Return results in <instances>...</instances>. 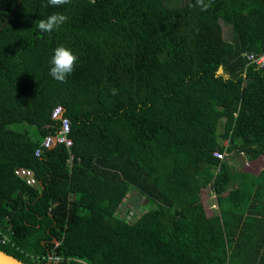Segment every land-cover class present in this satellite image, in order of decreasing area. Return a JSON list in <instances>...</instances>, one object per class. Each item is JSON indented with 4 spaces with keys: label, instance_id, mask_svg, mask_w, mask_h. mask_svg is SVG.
Instances as JSON below:
<instances>
[{
    "label": "trees",
    "instance_id": "trees-1",
    "mask_svg": "<svg viewBox=\"0 0 264 264\" xmlns=\"http://www.w3.org/2000/svg\"><path fill=\"white\" fill-rule=\"evenodd\" d=\"M205 2L0 0L2 251L33 264H264V168L225 159L264 158V63L247 58L264 53V0ZM55 11L67 21L39 32ZM61 44L79 58L62 82L48 74ZM57 105L72 144L35 155L60 127ZM131 190L147 208L128 221Z\"/></svg>",
    "mask_w": 264,
    "mask_h": 264
},
{
    "label": "clouds",
    "instance_id": "clouds-1",
    "mask_svg": "<svg viewBox=\"0 0 264 264\" xmlns=\"http://www.w3.org/2000/svg\"><path fill=\"white\" fill-rule=\"evenodd\" d=\"M69 3V0H47V4L61 8ZM202 10L207 9L209 4L205 0H197ZM68 17L63 12L55 11L41 18L35 25L41 33H52L62 26ZM78 56L71 47L63 44L56 46L48 60V74L56 81H64L74 69V64L78 61Z\"/></svg>",
    "mask_w": 264,
    "mask_h": 264
},
{
    "label": "built area",
    "instance_id": "built-area-1",
    "mask_svg": "<svg viewBox=\"0 0 264 264\" xmlns=\"http://www.w3.org/2000/svg\"><path fill=\"white\" fill-rule=\"evenodd\" d=\"M247 58L257 65H262L264 63V53L259 55L250 53L247 55ZM51 117L60 120V127L54 133L47 134L43 137L40 145L34 151L35 155H39L41 148H49L55 144H64L66 147H69L72 144L71 138L68 136L69 122L67 117L63 115V107L61 105L55 106L51 111ZM212 154L217 158L224 159L227 153L225 151L215 150L212 152ZM14 172L27 184H35L36 179L30 169L17 167L14 169ZM6 240L7 238L5 236L0 239V242L5 243ZM51 260L55 261V264H61L62 258H60L58 255L49 254L48 262Z\"/></svg>",
    "mask_w": 264,
    "mask_h": 264
},
{
    "label": "rangeland",
    "instance_id": "rangeland-1",
    "mask_svg": "<svg viewBox=\"0 0 264 264\" xmlns=\"http://www.w3.org/2000/svg\"><path fill=\"white\" fill-rule=\"evenodd\" d=\"M230 25L228 24H224L222 23V28H223V37L226 40H230L231 39V31L229 29ZM12 127L16 128L17 126L12 124ZM221 130V128L219 127V131ZM225 142V141H224ZM223 142V143H224ZM226 160H230L229 157L225 158ZM232 163L230 164L234 169L236 170H246V171H251V172H256L258 169H260L261 167L264 166V159L263 158H259V159H249L246 156L243 157V159H239V158H231L230 162ZM201 199H202V203L204 204L205 210L210 213L211 212V208H213L214 206L212 205L213 202H215V197L212 195L208 194V189L206 191V189H204L201 193ZM211 198V199H209ZM211 200V201H210ZM147 208V205L145 204V199L138 194L136 191L131 190L128 192V194L125 196V198L122 200V203L119 207V211H121L123 214L125 212V218L128 221H133L135 219V217L142 212L143 210H145ZM215 208V207H214Z\"/></svg>",
    "mask_w": 264,
    "mask_h": 264
},
{
    "label": "water",
    "instance_id": "water-1",
    "mask_svg": "<svg viewBox=\"0 0 264 264\" xmlns=\"http://www.w3.org/2000/svg\"><path fill=\"white\" fill-rule=\"evenodd\" d=\"M0 264H33L26 263L0 249Z\"/></svg>",
    "mask_w": 264,
    "mask_h": 264
},
{
    "label": "crops",
    "instance_id": "crops-1",
    "mask_svg": "<svg viewBox=\"0 0 264 264\" xmlns=\"http://www.w3.org/2000/svg\"><path fill=\"white\" fill-rule=\"evenodd\" d=\"M259 158H262V157H258V158H256V159H259ZM264 159V158H263ZM231 160V159H230ZM230 160H229V162H230ZM242 160V159H241ZM230 164H232V163H230ZM261 168H264V166L263 167H261ZM260 168V169H261ZM260 169H258L256 172H251V171H249V172H251V173H253V174H256V173H258V171L260 170Z\"/></svg>",
    "mask_w": 264,
    "mask_h": 264
}]
</instances>
